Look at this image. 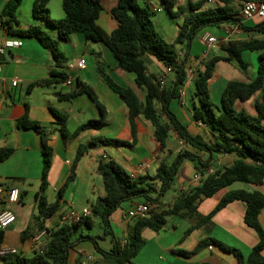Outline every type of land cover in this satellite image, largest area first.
I'll use <instances>...</instances> for the list:
<instances>
[{"label": "trees", "instance_id": "trees-1", "mask_svg": "<svg viewBox=\"0 0 264 264\" xmlns=\"http://www.w3.org/2000/svg\"><path fill=\"white\" fill-rule=\"evenodd\" d=\"M162 1L172 18L182 17V21L178 22L174 41L167 40L156 27V11L150 5L140 4L138 0H117L111 13L118 21V26L111 33L98 22L104 10L102 0H62L65 12L63 18L51 16L48 6L50 0H34L32 15L37 22L26 28L19 27L17 16L23 0H8L5 4L0 13V32L37 39L56 59L49 76L29 84V90L36 86L57 85L66 82L69 77L65 71L68 57L60 47V40L48 28L55 29L60 39H69L73 34L80 33L88 42L104 43L115 54L120 67L135 74L136 83L145 90V95L141 99L132 87L122 86L109 74L102 72L106 84L126 102L133 139L129 141L99 136L94 138L93 142L115 147L137 144L138 120L143 116L154 125V135L160 144L161 152L166 153V156L160 158L154 175L136 177L115 158L103 157L98 169L105 192L92 204L91 213L82 215L79 220L66 221L56 228H49L45 222L58 212L63 192L75 179L76 168L87 148L80 145L71 174L58 190L56 200L50 201L46 194L53 157L50 135L41 122L30 117L29 105L26 104V109L17 118L16 125L19 128H33L41 134L43 171L40 190L37 192L38 212L22 232V238L25 239V235L36 226L40 232L47 231L46 243L43 250L36 249L32 255L17 251L0 252V264H74L70 261L71 252L76 250V245L82 241H90L98 253L99 257L91 264H138L135 258L146 243L144 229L160 230L166 225L168 218L179 216L195 221L186 228L183 236L185 238L194 229L212 224L216 212L237 200L245 202L244 220L259 236L258 243L247 256L239 248L224 243L209 232L193 249L175 248L174 251L190 255L215 244L231 251L236 256L237 264H264V227L259 218L264 208V192L259 189H231L221 197L210 213L203 215L198 211L199 202L214 196L234 182L244 181L256 185L264 183V100L255 98V113L237 105L238 101L250 100L257 92L264 91V18L256 20L253 24L245 23L237 14L239 10L232 5V0H217L222 4L209 8L203 7L207 0H189L183 5L178 4L177 0ZM227 24H239L244 31L251 32L252 35L222 43L220 47L223 53L208 57L194 56L199 63L194 69L193 118L203 123L206 128L203 132H193L179 119L171 107V102L179 97L180 89L188 79L190 63L194 59L191 54L194 38L205 27H223ZM178 44L184 45L182 53L177 48ZM247 50L258 53L260 58L257 76L248 81L230 80L223 91L221 104H216L211 98L210 82L217 76V63L232 62L246 71L250 63L243 58V52ZM150 55L155 56L166 67L172 68L174 78L170 84H162L157 75L149 72L146 56ZM56 94L60 100H70L86 94L96 102L101 112L99 118L89 119L75 132H70L67 128V115L56 111L60 130L65 137L78 135L86 128H101L107 123V110L92 85L78 81L77 88ZM172 130L176 131L190 148H183L176 153L168 149L167 140ZM12 151V147L2 148L1 158H6ZM224 154L233 155L235 159L230 164H223L216 170L207 172L211 162L218 155ZM185 161L192 162L202 175L199 184L179 191L171 203L162 204L161 198L172 189ZM126 201H142L150 203L152 207L144 216L132 218L125 241L122 242V238L114 229L111 216ZM97 220L100 221L102 229L99 234L81 230L83 227L94 228ZM100 239H109L110 248L103 247ZM3 240L4 230H0V246Z\"/></svg>", "mask_w": 264, "mask_h": 264}, {"label": "crops", "instance_id": "crops-1", "mask_svg": "<svg viewBox=\"0 0 264 264\" xmlns=\"http://www.w3.org/2000/svg\"><path fill=\"white\" fill-rule=\"evenodd\" d=\"M8 0H0V13ZM142 5H150L152 8L161 7L156 11L154 22L158 30L169 41H174L178 31V22L182 17L174 19L165 10L162 0H138ZM189 0H177L180 5L186 4ZM198 1V0H192ZM34 0H23L17 11V16L22 28H26L37 21L32 15ZM104 10L98 22L111 33L117 26L118 21L113 17L111 9L116 5L117 0H102ZM222 4L217 0H207L204 8L215 7ZM232 5L239 10L241 15L242 0H232ZM53 18H63L65 12L62 0H50L48 4ZM247 24H253L256 20L244 19ZM230 24L223 27L208 26L202 29L194 38L191 54L200 57L211 56L223 53L221 47L208 49L203 37L216 35L230 39H244L252 35L251 32L242 28L229 32ZM48 28V27H47ZM52 34L60 40V47L68 57L65 71L73 79L72 84L63 82L50 87L36 86L29 90L32 82L47 78L51 69L56 64L53 53L40 41L34 38H22L16 35L1 32L6 39H20L22 44L7 52L12 55L3 61V70L0 72V154L4 147H12L13 151L6 157L0 156V210L11 209L17 219L4 230V240L0 247L14 248L17 252L25 255H32L38 249V237L40 231L36 226L29 234L22 238V232L32 222V217L38 212L37 192L41 186V175L43 171L42 137L33 128H19L16 120L21 116L26 104L29 105L30 117L41 122L49 132L50 144L53 148L52 168L49 172V186L46 194L50 201L57 198L56 192L65 184L71 174L72 165L76 158L80 145L86 146L87 150L80 159L76 168L75 179L70 182L63 192L60 200V208L52 217L48 218L45 225L49 228H56L69 218L71 211L83 212L91 210L92 204L98 196L105 192L102 176L99 172V163L103 157L115 158L134 177L138 175H154L156 173L160 158L166 156L160 150V144L156 139L154 125L145 117L140 116L138 120V143L133 146H111L93 142L99 136L121 138L132 141V127L128 116V108L124 99L113 91L104 81L102 72L109 74L117 83L122 86L132 87L144 98L145 90L140 88L135 80V74L122 69L119 61L112 50L104 43L88 42L80 33L73 34L69 39H60L55 29L48 28ZM177 48L182 53L183 44ZM243 58L250 63L244 72L239 67L228 61H219L216 65L217 76L210 82L211 98L216 104H221L222 94L230 80L248 81L258 74L260 58L258 53L244 51ZM81 59H85L84 67L79 66ZM149 72L166 76L165 83L168 85L174 78V71L166 72L167 67L157 60L155 56H146ZM199 60L195 58L190 63L188 79L183 88V93L172 100L171 107L179 119L193 132H203L206 126L194 120L193 103L194 98V69L197 68ZM202 67V66H201ZM242 70V69H241ZM13 80L18 84L13 85ZM78 81L92 85L98 97L107 110V123L101 128L90 127L82 130L78 135L65 137L58 124L56 111L67 115V128L75 132L83 123L92 118H99L100 109L96 102L88 95L82 94L70 100H60L57 92L67 93L77 88ZM182 88V87H181ZM264 100V91L257 92L253 98L247 101H238L237 105L255 113V98ZM168 149L175 153L188 147L179 137L176 131H171L167 140ZM235 157L233 155H218L210 164L207 172H212L223 164H230ZM198 170L192 162L185 161L174 181L172 193L166 198H161L162 204L171 203L181 190L190 189L199 184L200 179L195 177ZM200 173V172H199ZM202 177V175H201ZM38 182L34 190H30L27 184ZM238 182V181H237ZM24 183V185H20ZM157 185L158 181L155 182ZM248 185H236L234 182L227 188L219 190L214 196L204 198L198 203V211L207 215L217 205L221 197L231 189H259L264 192V183L256 185L247 182ZM31 185V184H30ZM12 187L20 190L18 201H10L9 191ZM50 190L54 193L50 198ZM170 191V190H169ZM168 191V192H169ZM142 201H126L111 216L114 229L122 242L125 241L127 229L132 222V215L129 213L137 204ZM246 204L243 201H233L226 207L215 213L212 224L207 227L194 229L187 237L183 238L185 230L194 223V220L172 216L168 218L166 225L160 230L146 228L143 236L146 239L145 245L137 254L135 260L138 264H237L236 256L215 244L207 246L196 253L185 255L174 251L177 249L191 250L199 240L208 235L220 239L224 243L237 247L247 256L251 249L258 243L257 232L246 224L244 215ZM260 222L264 227V208L260 213ZM83 228H81L82 231ZM90 229V228H88ZM85 232V231H84ZM91 233V232H90ZM183 238V240H182ZM105 248H110V243H102ZM98 253L90 241H82L76 245L70 255V261L74 264H91L90 260L97 259ZM2 258L0 256V263Z\"/></svg>", "mask_w": 264, "mask_h": 264}, {"label": "built area", "instance_id": "built-area-1", "mask_svg": "<svg viewBox=\"0 0 264 264\" xmlns=\"http://www.w3.org/2000/svg\"><path fill=\"white\" fill-rule=\"evenodd\" d=\"M242 9H241V18L244 20L248 19H253V20H260L264 18V1L263 0H242ZM154 11H160L162 10L161 7H154ZM0 26H1V20H0ZM241 29L239 24H230L228 31L234 32L236 30ZM229 36L227 37H218L216 35H206L203 37V41L205 42L206 46L208 49H215L219 48L222 43H226L229 41ZM22 44V41L20 39H6L2 36L0 32V53H5L9 51L10 49L14 47H18ZM85 65V59H81L79 62L80 67H84ZM3 70V64L0 62V72ZM171 67H167L166 72L171 71ZM165 79L166 76L162 75L160 77V81L162 84H165ZM68 84L73 83L72 78H68L66 80ZM18 81L13 80V85H17ZM185 87L182 86L180 89V93H183V88ZM195 177L197 179L201 178V174L197 172L195 174ZM2 190L0 189V196H1ZM8 198L10 201H18L20 198V190L18 188L12 187L9 191ZM151 204L150 203H139L137 204L129 213L132 215V217L135 216H144L147 214L150 209H151ZM91 213V210H85L83 212H77V211H71L69 213V218L67 221H72V220H79L82 215H89ZM17 219L16 213L11 210V209H4L0 210V230H5L7 227H9L12 223H14ZM66 222V221H65ZM46 236H47V231L43 230L40 232V236L37 238L38 239V250H43L44 244L46 243ZM13 251L15 252L16 249L14 248H4L0 247V252H10Z\"/></svg>", "mask_w": 264, "mask_h": 264}, {"label": "rangeland", "instance_id": "rangeland-1", "mask_svg": "<svg viewBox=\"0 0 264 264\" xmlns=\"http://www.w3.org/2000/svg\"><path fill=\"white\" fill-rule=\"evenodd\" d=\"M243 5V4H242ZM52 32V31H51ZM235 65V64H234ZM235 66H237V65H235ZM238 67V66H237ZM240 69V68H239ZM240 71H242V73L244 72L243 70H241L240 69ZM245 74H246V72H244ZM31 184V185H30ZM30 184H27V187L30 189V190H34L37 186H38V182H31ZM20 185H24V183H20ZM236 185L238 186V185H242V186H246V185H248L247 184V182H244V181H238V182H236ZM51 192H49L50 193V198L52 199L53 198V196H54V193H52V190H50ZM170 193H172V190H170L168 193H167V195H166V198L169 196V194ZM56 195H57V192H56ZM85 232H91L92 234H99L101 231H102V229H101V225H100V221L99 220H97L96 221V224H95V227L94 228H92V229H88V228H86V227H84V229H83ZM100 241L103 243H109V239H100ZM93 260H95V259H92V260H90L91 262L93 261ZM136 261V260H135ZM90 262V263H91Z\"/></svg>", "mask_w": 264, "mask_h": 264}, {"label": "water", "instance_id": "water-1", "mask_svg": "<svg viewBox=\"0 0 264 264\" xmlns=\"http://www.w3.org/2000/svg\"><path fill=\"white\" fill-rule=\"evenodd\" d=\"M11 55H12L11 52L0 53V62L7 60L8 57Z\"/></svg>", "mask_w": 264, "mask_h": 264}]
</instances>
